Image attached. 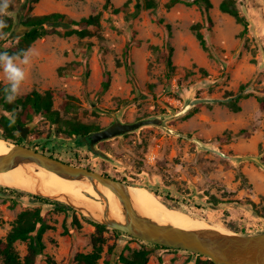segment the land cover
I'll list each match as a JSON object with an SVG mask.
<instances>
[{"label":"rangeland","instance_id":"rangeland-1","mask_svg":"<svg viewBox=\"0 0 264 264\" xmlns=\"http://www.w3.org/2000/svg\"><path fill=\"white\" fill-rule=\"evenodd\" d=\"M105 1L10 0L7 15L13 27L0 35V52L17 43L26 30L21 21L27 15L61 12L79 19L101 11V26L94 34H47L27 48L36 55L26 68L27 78L18 97L50 89L52 107L59 115L55 119L34 113L23 125H29L23 144L52 151L72 164L107 172L129 184L152 187L172 210L175 223L176 214L184 213L231 232H263L264 167L250 156L264 163V109L258 100L264 97V0H236L239 13L248 22L243 34L244 26L219 9L221 0H211L212 7L206 12L196 4L166 6L169 0H156V8H142L136 14H132L135 0L118 13L104 10ZM125 1L110 0L114 6ZM159 18L162 23L157 22ZM196 22L201 23L206 48L191 27ZM168 44L173 47V70L153 50L155 45L165 50ZM106 72L110 82L104 88ZM0 84H4L2 75ZM228 97L233 99L190 104L197 98ZM235 105L240 108L236 110ZM188 111L190 115H186ZM112 113L124 122L154 116H163L164 121L100 141L97 147L111 160L88 145L62 141L78 137L65 132L71 121L101 129L114 121ZM3 114L12 116L13 112L0 103ZM151 152L156 156L149 162ZM167 189L172 193L170 199L164 196ZM89 193L88 197L103 203L97 192ZM31 194L0 183V238L21 210L38 206L53 228L43 234L45 248L33 264H76L77 252L92 250L91 238L97 232L93 221L97 220L75 207L58 210L55 203ZM104 194L108 204L123 210L114 193ZM106 227L103 254L111 246L116 264H124L117 259L120 253L129 255L143 246L151 250L147 264H195L198 258H206ZM15 246L22 258L28 253L27 242L17 241Z\"/></svg>","mask_w":264,"mask_h":264},{"label":"trees","instance_id":"trees-1","mask_svg":"<svg viewBox=\"0 0 264 264\" xmlns=\"http://www.w3.org/2000/svg\"><path fill=\"white\" fill-rule=\"evenodd\" d=\"M38 0H25V3H32ZM133 0H126L120 6H114L110 0H106L102 6L104 10H111L113 13H118L120 11H125L127 6ZM176 2H185L186 4H196L204 12H206L210 7H212L211 0H169L166 3V6H171ZM24 3V4H25ZM158 2L156 0H135L134 6L135 11L132 14L138 13V11L142 8H156ZM219 9L223 12H227L235 17L236 21L241 23L244 28L241 33H245L247 30L248 22L246 18L239 13L238 7L236 5V0H221L219 3ZM10 10V6L8 7ZM100 17L101 11L90 14L88 16H82L79 19L68 17L65 13L61 12H51L45 14H34L27 15L22 19V23L26 26V30L19 36L17 43L7 52L9 54L18 53L21 50H27V48L38 38L44 37L47 34L57 33L61 36H70L77 35L79 37H84L88 35L94 34L97 29L100 28ZM3 19L7 25L4 29L0 30V32H8L12 30L13 21L12 18L8 15H4L0 17ZM210 21V17H208ZM158 23H162L163 19H157ZM166 27H170V24H166ZM94 27V30L91 29ZM192 29L195 32L196 37L198 38L201 46L206 48L204 33L201 31V23L196 22L192 24ZM153 50L157 51V59L162 62H165L166 66L169 70H173L174 66L172 63V53L173 47L168 44L165 50L161 49L159 46H153ZM128 53V46L124 48V55L126 56ZM109 73L106 72V76L103 81V87L106 88L109 85ZM240 88H243L241 85ZM4 84H0V92L3 96L0 98V103L4 105V108L8 111H12L13 115L8 116L6 114L0 115V137H3L7 140L14 141L15 143L23 144L22 139L23 136L19 132L17 128L18 125H25L31 118L34 113H41L50 118H58L59 111L53 109V91L48 89L44 92H39L38 90H32L28 93L17 97L13 103H7L5 101L4 94ZM260 102V107L264 109V97H258ZM231 101L230 103L235 102ZM238 110L240 107H234ZM190 111L187 112L186 115H190ZM65 128V132L69 135L82 136L86 135L90 132L96 131L99 129L97 125L85 123V122H73L68 123ZM17 131L19 133H17ZM26 145V144H24ZM38 150L37 148H35ZM40 151V150H39ZM53 156L52 154H48ZM59 159H62L66 162H70L61 156H53ZM87 168H91L86 166ZM92 169V168H91ZM105 175H109L107 172H102ZM110 176V175H109ZM113 177V176H112ZM115 178V177H114ZM118 179V178H117ZM4 186H9L6 183L0 182ZM149 190L158 194V192L152 187H148ZM32 197L37 199L46 200L49 202H53L57 205L58 210L63 209H72L73 207L62 203L60 201L52 200L47 197H42L38 195L31 194ZM165 197L172 198L171 190H165ZM194 205L199 206L197 201L191 199ZM75 221V220H73ZM78 223V221L76 220ZM96 225L97 232L92 235V250L89 252H77L75 254L76 264H98L99 260L103 258V264H116L117 261L113 259V248L110 246L106 252H104V242L105 239L102 237V231L107 227L104 224L93 221ZM53 228L51 224H49L42 214V210L40 207L34 208H25L21 210L16 218L14 219L11 228L7 232L4 238H0V256L2 258L3 264H33L35 257L38 254H41L43 249L45 248V243L43 241V234L46 230ZM115 231H119L114 229ZM237 231V230H236ZM121 232V231H119ZM17 241H25L27 242V250L28 253L22 258L16 249L15 243ZM154 244V243H153ZM156 246H162L158 244H154ZM165 248H169L167 246H162ZM151 254V250L146 248L145 246L140 249L133 250L129 255H124L120 253L117 257L118 261L123 262L124 264H147L149 260V256ZM195 264H214L210 259H200L196 260Z\"/></svg>","mask_w":264,"mask_h":264},{"label":"water","instance_id":"water-1","mask_svg":"<svg viewBox=\"0 0 264 264\" xmlns=\"http://www.w3.org/2000/svg\"><path fill=\"white\" fill-rule=\"evenodd\" d=\"M0 51L2 50L0 49ZM231 99L233 97L226 99L197 98L190 101V104L202 101H230ZM112 114L115 119L106 127L86 135L78 136L77 138H65L62 141L70 145H88L91 151L105 159L111 160L110 155L97 147L100 141L135 131L144 125H161L164 121L163 116H154L141 118L132 122H124L118 118L116 113ZM17 128L21 135L24 136L25 131L29 129V125L24 127L17 124ZM250 158L264 167V163H262L259 157L250 156ZM22 163H34L39 167L52 170L61 176L90 182L103 201L104 217L100 220L91 214H87V212L86 214L97 220V222L117 229L131 237L169 248L190 251L210 259L214 264H264V231L254 234H242L223 232L212 227L186 229L170 223H159L138 213L129 192L131 184L124 180L105 175L95 169L66 162L20 143H13L11 150L0 155V171L10 169ZM102 187L110 189L119 199L125 215L123 221L109 216L107 198ZM32 194L56 201H63L65 204L85 213V210L81 206L74 205L69 200H62L36 192H32Z\"/></svg>","mask_w":264,"mask_h":264},{"label":"bare ground","instance_id":"bare-ground-1","mask_svg":"<svg viewBox=\"0 0 264 264\" xmlns=\"http://www.w3.org/2000/svg\"><path fill=\"white\" fill-rule=\"evenodd\" d=\"M13 148V143L0 139V155ZM0 182L11 186H18L27 191L42 193L69 200L74 205L81 206L85 213L97 219L104 217V206L99 201H94L86 192H96L92 184L86 180L68 178L37 166L34 163H22L10 169L0 171ZM104 193H113L110 189L102 187ZM129 192L135 209L141 215L147 216L159 223H170L186 229H201L212 227L214 229L231 232L222 227L210 226L200 218L184 213H177L176 223L172 210L156 194L144 186L131 184ZM90 194V193H89ZM92 195V194H91ZM94 196V195H93ZM109 216L117 220H124V210L120 211L113 204H108Z\"/></svg>","mask_w":264,"mask_h":264},{"label":"clouds","instance_id":"clouds-1","mask_svg":"<svg viewBox=\"0 0 264 264\" xmlns=\"http://www.w3.org/2000/svg\"><path fill=\"white\" fill-rule=\"evenodd\" d=\"M10 0H0V17L7 15ZM7 27L5 21L0 19V30ZM0 35H3L0 32ZM36 53L33 49L21 50L18 53L9 54L7 51L0 52V75L4 82L5 101L13 103L21 94V88L27 78L26 68L30 66L33 56Z\"/></svg>","mask_w":264,"mask_h":264},{"label":"built area","instance_id":"built-area-1","mask_svg":"<svg viewBox=\"0 0 264 264\" xmlns=\"http://www.w3.org/2000/svg\"><path fill=\"white\" fill-rule=\"evenodd\" d=\"M155 153H153V152H151V153H149V155L147 156V160L149 161V162H151V161H153V159L155 158Z\"/></svg>","mask_w":264,"mask_h":264},{"label":"flooded vegetation","instance_id":"flooded-vegetation-1","mask_svg":"<svg viewBox=\"0 0 264 264\" xmlns=\"http://www.w3.org/2000/svg\"><path fill=\"white\" fill-rule=\"evenodd\" d=\"M39 150V149H38ZM40 151H42L43 153H46V154H52L53 156H55V154H53V152L52 151H44V150H40ZM57 158V157H56ZM101 173H102V171H101Z\"/></svg>","mask_w":264,"mask_h":264}]
</instances>
